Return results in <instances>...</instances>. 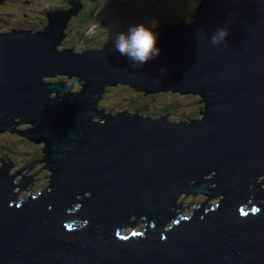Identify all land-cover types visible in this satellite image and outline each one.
I'll return each instance as SVG.
<instances>
[{
	"label": "water",
	"instance_id": "water-1",
	"mask_svg": "<svg viewBox=\"0 0 264 264\" xmlns=\"http://www.w3.org/2000/svg\"><path fill=\"white\" fill-rule=\"evenodd\" d=\"M79 2L49 15L42 32H0V133L45 143L44 158L13 176L36 162H47L41 169L52 174L37 198L18 207L14 194L41 169L11 186L0 168V264H264V200L251 197L264 180L253 192L246 184L247 176L264 175V0H201L195 21L163 28L159 54L139 67L109 50L54 49ZM218 29L228 34L213 45ZM56 75L76 79H45ZM77 78L82 89L71 94ZM124 84L199 95L203 109L186 124L128 112L103 118L100 97ZM22 123L36 126L14 130ZM1 162L7 171L13 166ZM209 173L214 181L199 183ZM143 177L154 191L135 187ZM214 183L211 193L207 185ZM180 194H204L205 203L224 197L209 214L192 210L194 217L183 220L169 212ZM249 199L254 215L245 210ZM75 203L70 218L88 223L67 230L72 222L64 214ZM140 216L155 227L123 234L143 222Z\"/></svg>",
	"mask_w": 264,
	"mask_h": 264
},
{
	"label": "rangeland",
	"instance_id": "rangeland-1",
	"mask_svg": "<svg viewBox=\"0 0 264 264\" xmlns=\"http://www.w3.org/2000/svg\"><path fill=\"white\" fill-rule=\"evenodd\" d=\"M67 0H51L48 2V0H45L43 3L44 5V11H48L50 8V2L54 5V7L59 6L63 7L66 3ZM138 1V0H136ZM48 2V3H47ZM102 3V0H100ZM104 4L96 8L95 11V16L94 19L97 22V35H96V45L102 44L104 46H108V48H111L113 51V39L117 33H114L112 31V26L114 25L115 28L119 29V31H125L129 25L136 24V23H145L148 24L151 22V19L149 18L148 14L154 13L157 18V25H163V23H166L168 18H180L181 15L184 16L182 20L185 21V18H187L188 14L191 12V7H190V2L187 0H170L169 7L172 6L173 8V14L169 12L168 9H166L164 6L159 4L157 0H148L146 2H138L137 8L142 12V18L140 16H136L133 14H128V10L126 9V5H122V14H120L119 11H117V7L103 1ZM187 2V4H186ZM47 3V4H46ZM119 3V2H118ZM14 4V9L15 11H12V14L9 12L8 9L4 8L1 3H0V25L1 26H6L10 23V20L13 19L14 17H17V20L20 21L23 24L29 25L28 20L31 22H34L36 24V27L38 26L39 20L38 18L34 19H24L22 14H21V4L19 3V0H10L9 4L5 7H10L11 9L13 8ZM40 5V2L38 3ZM121 4V3H119ZM135 11L136 9H134ZM153 7L155 8L156 12L153 10ZM23 8V6H22ZM85 9V8H84ZM91 9V6L89 10ZM72 16L69 17L71 19ZM27 18V17H26ZM193 20V16L192 19ZM190 20V21H191ZM188 21V22H190ZM71 22V21H70ZM69 22V23H70ZM169 23H172L169 21ZM182 23V22H180ZM157 29V28H156ZM155 29V30H156ZM37 30V28H35ZM33 32V30H30ZM37 32V31H35ZM74 32L75 29L71 30L67 34V41H65V38H63L62 41H59V45H55L54 49L60 50L61 52L64 51L65 49H70L72 48L73 52H81L87 50L84 45L85 42L83 40V47L80 46V44H77V46H69L71 45V42L74 41ZM81 32V30H79ZM159 36V35H158ZM157 36V37H158ZM82 39L83 37L80 36ZM92 43V42H91ZM58 48V49H57ZM72 52V53H73ZM46 81L49 82H64L65 85H71L73 82V77H67V75H56L55 77H47L45 78ZM78 79V78H77ZM81 84H74L73 88L71 89L72 92H77L80 91ZM138 91V92H137ZM174 94H178V97L175 96ZM54 96V94L52 93ZM198 97V95L194 94H182L179 93H172V92H160V93H154V94H143L139 92V90L134 89L132 87L126 86V85H114L110 86L109 91L103 101V106L100 104L102 101L98 102V108L100 110L106 112L108 111L107 108L112 105H120L122 107H129V112H132L133 115H139L143 117H160L161 115L170 118L171 120L175 122L179 121H186L188 119L193 120V116H197V112L199 113L201 109H203L202 104L198 103L197 105L192 104L193 101ZM176 101L178 104H176ZM174 104V105H173ZM115 108V107H112ZM136 109L139 111L136 112ZM166 110V111H165ZM168 110V111H167ZM144 112L145 114L141 113ZM165 111V112H163ZM128 112V111H126ZM153 112V114L151 113ZM156 115V116H154ZM172 117L176 119H172ZM14 122H19L22 119L13 118ZM10 122L9 124H11ZM34 127V124L31 123H22L17 126H15L16 131H24L27 129H31ZM44 144L43 143H34L29 141L26 137H22L20 135H17L16 133H11L7 130L4 132L0 133V168L3 166V162L6 159H9L10 162H12L13 166L8 170L9 175H13L16 173V171L21 170L25 165L34 163L35 161L42 160L44 158L45 152H43ZM43 152V153H42ZM47 164V162H41L38 163L36 162L29 170L30 165H28L23 171H21V175H17L14 177L13 180L20 181L22 175H25V177L34 175L35 172L40 170L42 167H44ZM42 166V167H39ZM45 171V168L41 169L38 174L34 175L32 177V180L34 182H30L28 180V186L25 187V190H22L16 197V200L18 198L25 197L26 198V192L29 190H32L35 195L38 194L40 191L45 189V187L48 186V180L50 181L51 178H45L41 174H43ZM49 177L51 175V171L48 170ZM214 173H209V175H212ZM208 176V175H207ZM211 178V176L209 177ZM259 180H256L258 183H261V180H264V175L258 177ZM212 184H210V187ZM209 187V184L207 185V188ZM28 189V190H27ZM32 193V192H31ZM34 193H32L34 195ZM208 196L204 194H196L193 196V194H180L179 198L176 199L175 204L179 205L182 203L184 207H186V210L183 211V213L186 215L191 216L193 214L192 210H196L197 207H199V203L206 201ZM218 196L216 198L209 199V203H215L214 205L217 204L218 202ZM27 199H25L26 201ZM252 200V199H250ZM79 206V204L77 203ZM18 208V207H17ZM78 207H76V211H78ZM177 213V212H175ZM178 216V214L176 215ZM140 221L146 220L145 217H142ZM134 218L130 217V221H132ZM173 220V219H171ZM86 220H75L74 221V226L77 228L78 226H82ZM138 226L139 224L143 222H137ZM67 227V226H66ZM67 229H71L68 228ZM138 229V228H137ZM130 231V228L128 229Z\"/></svg>",
	"mask_w": 264,
	"mask_h": 264
},
{
	"label": "clouds",
	"instance_id": "clouds-1",
	"mask_svg": "<svg viewBox=\"0 0 264 264\" xmlns=\"http://www.w3.org/2000/svg\"><path fill=\"white\" fill-rule=\"evenodd\" d=\"M44 1L45 0H39L40 5L36 3V4L31 5L30 7L28 6L29 8L22 5L23 8H21V10H20L23 18L26 20L30 19V17H32L31 19L38 17L42 21L41 27H40V23H38L39 29L42 27H43V29L45 27H48V25H49L48 20L49 19H44L43 15L39 16L40 13L38 14L37 12H32L31 10L34 7L37 10V7L39 9L40 6H43V8H44V3H43ZM103 1L107 2V0H103ZM9 2L10 1H8V4H9ZM26 3H29V2H26ZM1 5L4 8L8 9L12 13V10L10 7H5L7 5H4L3 3H1ZM57 7H59V6H57ZM72 7H73V5L69 4L65 7H62V9H61V7H59V9H61L63 12H67V10L71 9ZM165 8L168 9L171 14H173L174 10H173L172 6H171V8H167V7H165ZM82 9H83V7H81V9H79L77 11L75 16L70 15L72 17H71V19H68L67 22L71 21L69 24H73L74 18H76L78 16V14L82 11ZM89 13L90 12L88 10L87 13L85 14L84 18H83V21H82V23L85 22V24L83 25V27L81 29H84L86 32L87 29L89 28L97 34V22L94 19V17L90 14V18L86 19V16ZM185 19L187 20V18H185ZM12 21L15 22L16 26L25 25V24L18 23L17 17H14L12 19ZM168 21L173 22V19L169 17ZM156 28H157V21L156 20H153V21L149 22L148 24L141 22V23L129 25L125 31H121L115 35V37L113 39L114 51L118 52L121 56H125L132 66H134V67L142 66L145 62H147L150 59L155 58L159 54L160 49L156 46L157 35H158V33L155 31ZM93 29H95V31ZM19 30L28 31L27 29H22V28L15 29V31H19ZM75 31H77V30H75ZM10 32H13V31H10ZM33 32L36 33L35 31H33ZM61 33H62V35H65L64 38H65V41H67V34H68L67 28H64ZM227 34L228 33H227L226 29H218V30L214 31L209 38L210 43L213 45L220 44L221 42H223L225 40ZM74 79H76V78H73V80ZM109 88L110 87H107V89H109ZM139 92H141L142 95L144 94L142 91H139ZM141 113L145 114L142 111H141ZM185 122H188V120H186ZM212 175H214V174H212ZM204 177L205 176H203V178ZM188 184H190V182ZM209 186H210V184H209ZM262 186L264 188V185H261V187ZM75 198L79 199V198H81V196L79 197V195H78ZM177 198H179V196ZM217 199H218L217 204H219L220 199H223V196H221V197L219 196ZM249 201H252V200L249 199L247 202H249ZM207 203H209V201H207ZM73 206L75 207V209H73L75 212L76 207H77L76 203ZM67 212H70V211L67 210ZM131 217H133L135 219V216H131ZM74 228H75V226H74Z\"/></svg>",
	"mask_w": 264,
	"mask_h": 264
},
{
	"label": "trees",
	"instance_id": "trees-1",
	"mask_svg": "<svg viewBox=\"0 0 264 264\" xmlns=\"http://www.w3.org/2000/svg\"><path fill=\"white\" fill-rule=\"evenodd\" d=\"M164 5H167V0H160ZM160 1H157L159 4H161V2ZM188 2H190V7H191V12L187 15L188 17H187V20L186 21H190L191 19H192V16L191 15H193L194 13H195V10H196V8H197V6H198V4H199V2H200V0H187ZM90 2H91V9L89 10V14H87V16H86V19H88V18H90V14L94 17L95 16V11H96V8H99V7H101L103 4H104V2H103V0H102V3L100 2V0H90ZM107 2L108 3H110V4H112V5H114V6H116L117 7V11H119L120 12V14H122V5H126L127 6V10L129 11L128 13H131V14H133L134 15V12L135 11H133V7L132 8H130L129 6L130 5H132V6H134V9H135V5L133 4V2H134V0H107ZM121 3V4H119V3ZM186 4H187V2H186ZM153 10L156 12V10H155V8L153 7ZM30 18H32V17H30ZM180 18L181 19H183L184 18V16L183 15H181L180 16ZM85 24V22H81L80 23V25L78 26V28H75L74 26L71 28V29H75V30H80L82 27H83V25ZM9 25V24H8ZM7 26V25H6ZM13 26H16V24H14ZM176 26V25H175ZM31 32V31H30ZM76 32V31H75ZM75 32H74V41L73 42H71V46L72 45H74V46H77V44H80V46L81 47H83V39L79 36V37H77V34H75ZM114 32V31H113ZM114 33H117V31H115ZM90 42H92V41H90ZM97 43H98V41H96ZM84 47L88 50V51H92V50H96V49H92V44L91 43H89L88 42V45L87 44H85L84 45ZM97 49L99 48V47H103V48H101V50H105L106 48H108V46H104V45H102V44H98V46H95ZM71 49V51H72V48H70ZM74 51V50H73ZM113 52V51H112ZM127 86V85H126ZM130 87V86H129ZM144 93V92H143ZM145 94V93H144ZM156 94V93H155ZM147 95V94H146ZM181 95V94H180ZM175 96H177V98H179L178 97V94H174V97ZM200 97L198 96L196 99H195V101H193L192 102V104H194L195 103V105H197L198 103H200ZM101 105H103V100H102V103H100ZM176 104H178L177 103V101H176ZM98 105V104H97ZM174 105V104H173ZM99 110H100V108H98ZM103 111V110H102ZM166 111V110H165ZM165 111H163V112H165ZM168 111V110H167ZM108 111H106V113H107ZM128 113H131V112H128ZM152 114H153V112H151ZM166 113V112H165ZM199 113L197 112V116H193V119H196V118H198L199 117ZM154 116H156V115H154ZM162 116V115H161ZM172 119H176V118H174V117H172ZM190 119H188V121H189ZM25 131V130H24ZM39 167H42V166H39ZM45 171H47L48 172V169H47V167H45ZM47 172H44L43 174H41L43 177H45V178H48L49 179V173H47ZM52 175V174H51ZM211 176V178H209ZM254 175H250V176H247L246 178V184H247V186H248V188H247V190H249V191H252L254 188H255V186L256 185H261L262 183H259L258 184V182L257 181H254L253 180V177ZM252 178V179H251ZM205 181H208V182H212V181H214V178H213V175H206L203 179H201L200 181H199V183H203V182H205ZM13 183H18V181L17 180H13ZM48 184H51L50 183V181L48 180V182H47ZM193 183H197L196 181H193L192 182V184ZM142 184H145V186H144V188H149L150 186L149 185H146V184H148V183H142ZM245 184V183H244ZM243 184V185H244ZM241 186V187H244V186ZM50 186V185H49ZM216 186V183H214V184H212V186L211 187H215ZM51 187V186H50ZM46 188V187H45ZM213 189V188H212ZM28 190V189H27ZM44 190V189H43ZM30 192H32V193H34L32 190H30ZM85 194H82V196H84ZM34 196H35V193H34ZM253 196H255V200L256 201H263L264 200V189H262L261 188V190L260 191H258V193H256L255 195H253ZM80 197V196H79ZM224 197V196H223ZM202 202V201H201ZM249 204H252L253 202H251L250 203V201L248 202ZM79 204V203H78ZM248 204V205H249ZM76 206L79 208V206H80V204H79V206L77 205V203H76ZM74 207V206H73ZM71 209H75V207L74 208H70L69 209V211L71 210ZM79 210V209H78ZM80 212L82 213V211L80 210Z\"/></svg>",
	"mask_w": 264,
	"mask_h": 264
},
{
	"label": "flooded vegetation",
	"instance_id": "flooded-vegetation-1",
	"mask_svg": "<svg viewBox=\"0 0 264 264\" xmlns=\"http://www.w3.org/2000/svg\"><path fill=\"white\" fill-rule=\"evenodd\" d=\"M8 1H10V0H8ZM69 1H75V0H67L66 1V3L67 4H65L63 7H65V6H67V5H69L70 3H68ZM77 1V0H76ZM78 1H80V5H81V7H83V9H82V11L78 14V16L76 17V18H74V20H73V24H70V28H72L73 26L74 27H76V28H78V26L80 25V23L83 21V18H84V16H85V14L87 13V11L89 10V8H90V6H91V2H90V0H78ZM26 2H29V3H26ZM38 2H39V0H19V3L21 4V5H23V6H25V7H30L31 5H33V4H38ZM28 7V8H29ZM34 7V6H33ZM21 8H22V6H21ZM20 8V9H21ZM27 8V9H28ZM43 8V6H40L39 7V9H38V7H37V10L35 9V7L31 10L32 12H38V13H40V14H43V11L41 10ZM85 8V9H84ZM12 11H15V9H14V4H13V8L11 9ZM191 16H193V15H191ZM168 20H169V18H168ZM166 21V23H163V25H157V29L155 30L157 33H158V35H160V33H161V31H162V29L165 27V26H175V25H177L178 23H180V22H188V21H186V19H185V21L184 20H182L181 18H177V17H175V18H173V22L172 23H169V21ZM17 22L18 23H21L20 21H18L17 20ZM21 24H23V23H21ZM27 24H29V25H19V26H13L14 25V23H10L8 26H3V28H1V30L2 31H4V32H10V31H13V30H15V29H19V28H22V29H28V30H35V28H37V30L39 29L38 28V26L36 27V24L34 23V22H31L30 20H28V23ZM157 35V36H158ZM75 80V79H74ZM200 101V100H199ZM126 111H130L129 110V107L128 106H126V107H122V106H120V105H116L115 106V108H110L109 110H108V114H113V113H118V112H126ZM139 110L138 109H136V112H138ZM168 114V113H167ZM167 114H166V117H167ZM162 117H165V116H162ZM216 187V186H215ZM211 189L212 188H214V187H210ZM211 205V203H205V201L204 202H201V203H199V207L197 208V210H203L204 211V209L205 208H207L208 206H210ZM211 210V212L213 211V207H211L210 208ZM184 210H186V207L184 208ZM186 216H188V215H186ZM140 221V220H139ZM146 221H143V224L142 223H140L139 225L140 226H138V223L135 225L136 226V229H137V232H142V230L143 229H147L148 228V226H150L151 228H154L155 226L153 225V224H144ZM129 227V226H128Z\"/></svg>",
	"mask_w": 264,
	"mask_h": 264
},
{
	"label": "bare ground",
	"instance_id": "bare-ground-1",
	"mask_svg": "<svg viewBox=\"0 0 264 264\" xmlns=\"http://www.w3.org/2000/svg\"><path fill=\"white\" fill-rule=\"evenodd\" d=\"M76 1V0H75ZM78 1V0H77ZM200 2H201V0H200ZM200 2H199V4H200ZM79 4H80V2H79ZM199 4H198V6H199ZM198 6H197V8H198ZM197 8H196V10H197ZM196 10H195V13L193 14V20H191L190 22H182L183 24H190V23H192V22H194L195 21V19H196V17H195V15H196ZM178 26V24L176 25V26H165V27H171V28H174V27H177ZM164 27V28H165ZM162 31H163V29H162ZM162 31H161V33H160V35L157 37V39L160 37V36H162L163 35V33H162ZM62 32V31H61ZM30 33H32V32H30ZM64 38V37H63ZM63 38L60 40V41H62L63 40ZM57 46V45H56ZM58 49V48H57ZM56 50V49H55ZM104 50V49H103ZM58 51L59 52H61L59 49H58ZM71 51V50H70ZM85 51H87V50H85ZM85 51H81V52H73V51H71V52H73L74 54H81L82 52H85ZM113 52H116V51H113ZM67 77H73V76H68L67 75ZM78 81L79 82H77L76 84L78 85V84H83V81H81L80 79H78ZM52 84L53 83H60V82H51ZM124 85H127V86H130V85H128V84H124ZM82 86V85H81ZM130 87H132V86H130ZM132 88H134V87H132ZM82 89V87H80V90ZM134 89H136V88H134ZM69 91V93H71V94H75V93H77V92H72L71 91V89H69L68 90ZM61 93H64V90H62V91H60ZM161 92H164V91H161ZM165 92H171V91H165ZM52 93H54V92H52ZM145 93V92H144ZM155 92H149V93H145V94H154ZM172 93H176V92H172ZM177 93H179V94H181L180 92H177ZM52 95V94H51ZM195 95V94H194ZM199 96V95H198ZM200 97V96H199ZM200 101H201V97H200ZM98 104V103H97ZM96 104V105H97ZM97 107H98V105H97ZM100 111V113H101V115H102V117L104 118L106 115H108V113H106V112H104V111H101V110H99ZM131 115H130V117L129 118H144L143 116H139V115H133V113L131 112L130 113ZM160 117H162V116H160ZM147 118H150V117H147ZM175 122V121H174ZM10 123V121H7V124H9ZM176 123H182V124H186L185 122H183V121H179V122H176ZM36 126V124H34V127ZM32 129V128H31ZM40 143H43L44 144V147H45V143L43 142V141H41ZM47 188V187H46ZM45 188V189H46ZM44 189V190H45ZM214 189V188H213ZM43 191V190H42ZM40 193H41V191L38 193V194H36L34 197L35 198H37L38 197V195H40ZM85 195L86 196H90V193L89 192H86L85 193ZM221 196H223V195H221ZM70 209V208H69ZM69 209H67V210H69ZM211 212V211H210ZM65 226H66V224H64ZM74 228V227H73Z\"/></svg>",
	"mask_w": 264,
	"mask_h": 264
}]
</instances>
